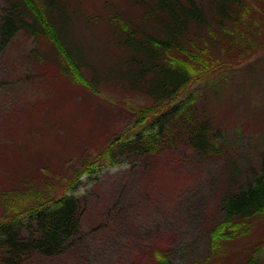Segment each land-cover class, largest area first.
Wrapping results in <instances>:
<instances>
[{"label":"rangeland","instance_id":"obj_1","mask_svg":"<svg viewBox=\"0 0 264 264\" xmlns=\"http://www.w3.org/2000/svg\"><path fill=\"white\" fill-rule=\"evenodd\" d=\"M78 1L91 24L75 23L74 37L87 50V61L105 71L103 63L114 56L107 50V16L120 9L133 19L150 0ZM196 1L208 11L215 0ZM251 4L253 26L241 29L235 46L225 42L218 48L230 61L192 89L195 114L220 131L221 152L200 154L178 139L155 155L124 154L98 166L68 192L79 201L80 215L65 256H33L27 264H157V252L174 264H264V215L249 222L247 234L218 249L209 243L223 196L252 183L262 169L264 1ZM4 8L0 0V18ZM33 47L34 39L24 33L0 38V220L9 192L27 191L30 200L46 203L49 189L63 186L84 157L97 155L151 104L120 78L73 85L49 57L46 40L40 50L47 61L37 62ZM83 73L91 81L90 72ZM141 129L148 132L147 126ZM17 162L18 174L12 171ZM42 174L53 184L42 186ZM23 177L35 186H19ZM30 224L22 216L14 230L25 238Z\"/></svg>","mask_w":264,"mask_h":264},{"label":"trees","instance_id":"obj_2","mask_svg":"<svg viewBox=\"0 0 264 264\" xmlns=\"http://www.w3.org/2000/svg\"><path fill=\"white\" fill-rule=\"evenodd\" d=\"M252 1L264 0H215L208 11L196 0H150L147 8L128 20L120 9H113L105 21L107 46H115L118 52H113L108 64L103 63L107 69L99 75V67L84 60L88 52L74 37L75 23L91 24L82 16L78 0H2L1 39L11 40L19 33L33 38L39 63L48 60L40 50L46 40L49 57L59 62L60 75L69 83L87 86L100 78H120L131 90L147 96L151 104L97 155L84 157L63 186L49 189L46 203L32 201L27 191L16 188L7 194L9 202L0 220V264H27L33 256L55 261L63 258L79 230V201L68 192L98 166L124 154L155 155L173 148L178 139L200 154L216 156L221 152L218 130L195 114L189 90L230 61L232 56L222 55L218 48L225 42L235 46L241 29L253 26ZM83 69L90 72L91 81ZM181 95L189 97L180 102ZM18 167V162L13 165L16 174ZM22 168L25 171L23 164ZM43 180L35 182L46 188V183L53 184L45 175ZM20 185L29 188L35 183L23 177ZM28 200L32 204H27ZM220 209L221 218L209 233L214 250L247 234L249 222L264 215V157L261 174L237 193L224 195ZM22 216L31 222L25 238L20 236L21 230H14ZM155 260L157 264H174L162 252L155 254Z\"/></svg>","mask_w":264,"mask_h":264},{"label":"bare ground","instance_id":"obj_3","mask_svg":"<svg viewBox=\"0 0 264 264\" xmlns=\"http://www.w3.org/2000/svg\"><path fill=\"white\" fill-rule=\"evenodd\" d=\"M150 5V3H147V5H146V8L148 7ZM126 19V18H125ZM126 20H128V19H126ZM107 50H111V51H113V52H118V50H117V48L115 47V46H109V48H107ZM85 59H87V60H89V57H88V55H86L85 54V56H84V60ZM82 66H83V64H82ZM82 66H81V68H82ZM97 71V73L99 74V73H102L101 71H99V70H96ZM99 75H102V74H99ZM212 76H209V77H204V80L203 81H205V80H207V79H209V78H211ZM198 84V83H197ZM195 86H193L192 88H191V90H189V92H191L192 91V89L194 88ZM192 93V92H191ZM193 94V93H192ZM190 95V94H189ZM182 96H184V95H181L180 97H179V101H180V99H181V97ZM145 97H147V96H145ZM189 97V96H188ZM148 98V97H147ZM218 133H219V136L218 137H220V131L218 130Z\"/></svg>","mask_w":264,"mask_h":264}]
</instances>
